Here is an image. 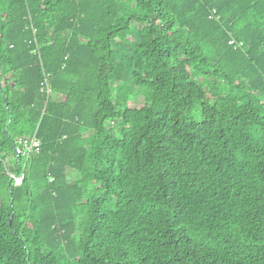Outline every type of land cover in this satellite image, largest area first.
Returning a JSON list of instances; mask_svg holds the SVG:
<instances>
[{"label":"trees","instance_id":"trees-1","mask_svg":"<svg viewBox=\"0 0 264 264\" xmlns=\"http://www.w3.org/2000/svg\"><path fill=\"white\" fill-rule=\"evenodd\" d=\"M0 264H264V0H0Z\"/></svg>","mask_w":264,"mask_h":264},{"label":"built area","instance_id":"built-area-1","mask_svg":"<svg viewBox=\"0 0 264 264\" xmlns=\"http://www.w3.org/2000/svg\"><path fill=\"white\" fill-rule=\"evenodd\" d=\"M42 92L45 93L47 99L50 97V90L48 87H43ZM46 105V102L44 103ZM40 150V142L36 138L35 135H33L30 139L25 140V139H19L17 141L16 147L14 149V157L12 159L17 160L21 159L24 161H28L32 155L35 153H39ZM10 159H7V162H9ZM7 175L13 182L14 187H18L21 185L22 180H23V174H15L12 171L7 172Z\"/></svg>","mask_w":264,"mask_h":264},{"label":"rangeland","instance_id":"rangeland-1","mask_svg":"<svg viewBox=\"0 0 264 264\" xmlns=\"http://www.w3.org/2000/svg\"><path fill=\"white\" fill-rule=\"evenodd\" d=\"M90 139H91V136L90 135H88V136L85 135V137L83 139L84 146L87 145V144H89ZM9 162H10V164L8 166H9V168L11 167L12 168V171H13L14 168H15V165L17 164V162L14 159H11Z\"/></svg>","mask_w":264,"mask_h":264}]
</instances>
